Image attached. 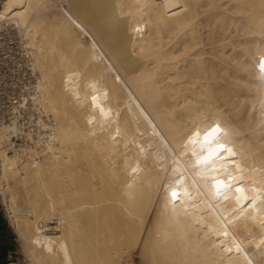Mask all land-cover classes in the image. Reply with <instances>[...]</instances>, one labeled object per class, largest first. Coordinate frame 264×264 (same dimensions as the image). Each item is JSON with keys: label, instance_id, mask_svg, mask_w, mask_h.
<instances>
[{"label": "bare ground", "instance_id": "1", "mask_svg": "<svg viewBox=\"0 0 264 264\" xmlns=\"http://www.w3.org/2000/svg\"><path fill=\"white\" fill-rule=\"evenodd\" d=\"M8 31L34 79L0 201L29 264H264V0H0ZM211 123L235 156L197 178ZM225 176L254 201L215 199Z\"/></svg>", "mask_w": 264, "mask_h": 264}, {"label": "rangeland", "instance_id": "2", "mask_svg": "<svg viewBox=\"0 0 264 264\" xmlns=\"http://www.w3.org/2000/svg\"><path fill=\"white\" fill-rule=\"evenodd\" d=\"M65 4L64 2H61ZM19 34L13 31L4 32L0 35V88L3 90H11L18 86H22L29 78H33L27 69V62L25 61L23 54L24 49L22 46L23 41ZM34 114H37L34 111ZM25 119L21 121H30L29 115H24ZM17 142H21L22 139L18 138ZM0 206L5 214V207L0 201ZM14 237L16 235L14 233ZM19 254V262L22 264H29V260L25 253L22 251L21 245L15 240V247Z\"/></svg>", "mask_w": 264, "mask_h": 264}, {"label": "built area", "instance_id": "3", "mask_svg": "<svg viewBox=\"0 0 264 264\" xmlns=\"http://www.w3.org/2000/svg\"><path fill=\"white\" fill-rule=\"evenodd\" d=\"M34 79L29 78L22 86L12 88L11 90H3L0 88V124L4 121H9L14 113L18 114L21 112L23 114V109L17 110L14 112L13 105L16 104L17 100L22 98V94L27 92L26 85H29ZM20 119V118H19ZM5 263L6 264H22L19 262V254L16 248L8 250L5 254Z\"/></svg>", "mask_w": 264, "mask_h": 264}, {"label": "crops", "instance_id": "4", "mask_svg": "<svg viewBox=\"0 0 264 264\" xmlns=\"http://www.w3.org/2000/svg\"><path fill=\"white\" fill-rule=\"evenodd\" d=\"M14 232L0 206V264L5 263V254L15 247Z\"/></svg>", "mask_w": 264, "mask_h": 264}]
</instances>
